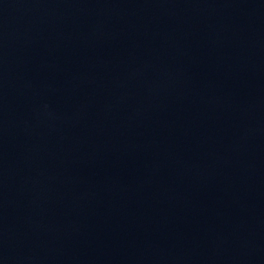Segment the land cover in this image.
Returning <instances> with one entry per match:
<instances>
[{
	"label": "water",
	"instance_id": "water-1",
	"mask_svg": "<svg viewBox=\"0 0 264 264\" xmlns=\"http://www.w3.org/2000/svg\"><path fill=\"white\" fill-rule=\"evenodd\" d=\"M0 264H264V0H0Z\"/></svg>",
	"mask_w": 264,
	"mask_h": 264
}]
</instances>
